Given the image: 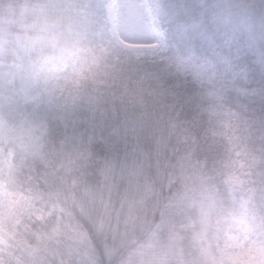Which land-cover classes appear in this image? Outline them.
Instances as JSON below:
<instances>
[{
  "label": "clouds",
  "instance_id": "obj_1",
  "mask_svg": "<svg viewBox=\"0 0 264 264\" xmlns=\"http://www.w3.org/2000/svg\"><path fill=\"white\" fill-rule=\"evenodd\" d=\"M0 264H264V0H0Z\"/></svg>",
  "mask_w": 264,
  "mask_h": 264
}]
</instances>
